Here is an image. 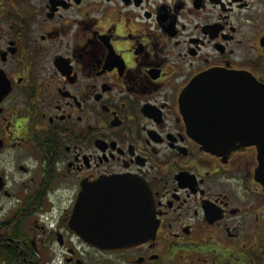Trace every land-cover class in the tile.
Listing matches in <instances>:
<instances>
[{
	"label": "flooded vegetation",
	"instance_id": "obj_1",
	"mask_svg": "<svg viewBox=\"0 0 264 264\" xmlns=\"http://www.w3.org/2000/svg\"><path fill=\"white\" fill-rule=\"evenodd\" d=\"M212 72L243 112L264 0H0V264H264L259 151H204L182 110ZM111 178L149 188L153 238L101 250L70 229Z\"/></svg>",
	"mask_w": 264,
	"mask_h": 264
},
{
	"label": "water",
	"instance_id": "obj_2",
	"mask_svg": "<svg viewBox=\"0 0 264 264\" xmlns=\"http://www.w3.org/2000/svg\"><path fill=\"white\" fill-rule=\"evenodd\" d=\"M231 84L232 80L217 73L201 76L182 96V110L190 122L191 135L207 152L225 155L238 148L256 147L261 160L259 179L264 183V85L241 78L242 96L237 97L243 102L242 121L239 112H230V102L235 98L216 95L224 92L218 88ZM220 119L231 126L222 130L200 129L198 125L199 121L214 123ZM83 189L69 227L91 247L110 250L154 236L153 198L143 183L132 178H111L84 185Z\"/></svg>",
	"mask_w": 264,
	"mask_h": 264
}]
</instances>
